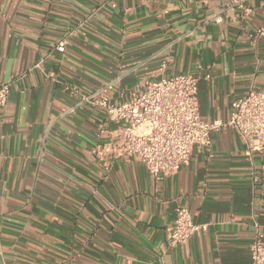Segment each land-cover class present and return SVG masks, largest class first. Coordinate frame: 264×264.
Segmentation results:
<instances>
[{
  "label": "crops",
  "instance_id": "1",
  "mask_svg": "<svg viewBox=\"0 0 264 264\" xmlns=\"http://www.w3.org/2000/svg\"><path fill=\"white\" fill-rule=\"evenodd\" d=\"M263 23L264 0H0V264H250L264 152L227 127L176 173L125 157L106 169L91 151L105 113L75 89L113 81L116 99L193 73L201 117L227 120L264 90ZM178 206L208 229L171 246Z\"/></svg>",
  "mask_w": 264,
  "mask_h": 264
},
{
  "label": "built area",
  "instance_id": "2",
  "mask_svg": "<svg viewBox=\"0 0 264 264\" xmlns=\"http://www.w3.org/2000/svg\"><path fill=\"white\" fill-rule=\"evenodd\" d=\"M215 20L220 22L222 18L218 15ZM257 35H264V23ZM65 45L64 40L57 48L64 51ZM200 81V75L188 72L148 78L127 97L121 94L116 99L110 96L115 88L113 81L90 93L75 89L81 104L89 103L105 113L97 129V137L102 140L92 148L93 155L106 169L119 157L140 161L160 178L176 173L191 159L195 146L209 145L213 132L227 127L243 137L249 156L264 152V90L252 87L234 99L227 120L207 121L200 115ZM11 86L12 81L0 83V106L8 102ZM111 124L117 128L111 129ZM207 229L208 224L194 221L189 208L178 206L173 223L167 227V240L171 246L182 245ZM249 252L250 264H264V230L259 224H255Z\"/></svg>",
  "mask_w": 264,
  "mask_h": 264
}]
</instances>
